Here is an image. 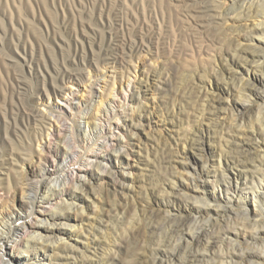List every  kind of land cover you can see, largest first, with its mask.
Instances as JSON below:
<instances>
[{
  "label": "rangeland",
  "instance_id": "rangeland-1",
  "mask_svg": "<svg viewBox=\"0 0 264 264\" xmlns=\"http://www.w3.org/2000/svg\"><path fill=\"white\" fill-rule=\"evenodd\" d=\"M226 4L227 0H0L1 205L11 203L2 193L19 177L20 154L26 147L31 154L38 151L36 141L29 142L38 138L40 126L22 113L61 105V97L52 95V88L59 85L67 86L82 101L93 98L90 102L99 104L112 98V94L107 95L111 87L117 88L118 80L135 74L143 77L140 104L133 107L135 122L139 118L142 122L135 128L139 135L123 137V146L117 149L129 152L123 165L111 163V167L116 153L110 151L107 158L105 151L97 150L108 173L102 181L91 177L97 190L95 201L75 190L81 198L70 209H61L73 213L81 206L83 214L69 223L74 226H62L71 229L75 237L68 239L72 245L68 254L62 247L57 249L52 256L55 264H88V260L94 264H211L199 252L196 256L195 250L201 252V246L182 239L183 233L176 228L186 219L184 211L170 207L168 201L179 199L169 191L176 188L171 189V182L181 180L184 154L199 163L200 153L216 158L217 153L212 156L210 151L215 148L233 161L242 159L244 154L234 140L243 142L240 133L255 125L254 107L238 119L236 110L228 103L219 106L217 100L234 95L216 96L213 92L217 84L234 90L254 84L256 92H264L261 41L256 34L245 39L247 32L252 33L249 28L254 19L237 11L225 13ZM237 37L243 42L236 44ZM140 38L143 45L130 52L129 45ZM243 50L250 56L259 54L255 64L260 63L256 70L260 79L252 82L249 75L228 69L225 53ZM61 73H70L72 82L60 83ZM116 107L119 112L123 109ZM124 109L119 122L129 121L132 109ZM212 112L219 117L208 119ZM217 119L224 121L220 129L215 126ZM240 121L236 128L234 124ZM207 126L211 135H205ZM118 131L113 129L111 141L118 140ZM202 134L205 141L199 144ZM75 151L80 153L82 148ZM217 164H210V169H216ZM242 164L236 161L238 167ZM118 174L124 186L113 193L111 178ZM185 176L183 182L190 187V178L195 175ZM214 210L212 207L211 215L203 221L209 230L203 241L218 239L213 236L216 223L226 216L236 224L241 222L234 215H241L239 209H232V205L221 203ZM228 245L226 239L219 240L217 246L213 242V249L225 251ZM172 248H178L179 254L169 255Z\"/></svg>",
  "mask_w": 264,
  "mask_h": 264
},
{
  "label": "bare ground",
  "instance_id": "bare-ground-1",
  "mask_svg": "<svg viewBox=\"0 0 264 264\" xmlns=\"http://www.w3.org/2000/svg\"><path fill=\"white\" fill-rule=\"evenodd\" d=\"M226 5L225 13L237 11V14L254 19L252 27L249 28L252 33L247 32L245 39L253 38L256 34L255 38L261 41L259 47L261 58L264 59V0H227ZM242 42V37L235 39L236 44ZM142 45L143 38L135 40L129 45V51H136ZM257 56L255 53L250 56L244 50L241 53L227 51L224 55L225 59H228V69L235 68L240 74L249 75L252 82L260 79L256 74L260 64H255ZM126 67L128 70L131 68ZM259 71H263L261 67ZM58 79L60 83L72 82L73 77L70 73H61ZM142 79L143 77L136 78L135 74L133 78L127 76L124 80H118L117 88L111 87L107 95L112 94V98H107L99 104L90 102L93 98L82 101L75 97V93L68 90L67 86L59 85L52 88V95L61 97V105H47L44 110L31 109L25 114L22 113L30 122L40 126L38 138L35 136L29 142L32 145L36 141L38 151L31 154L27 150L28 147L25 148L17 160L20 164L18 179L12 181L9 188L2 193L11 198V203L5 206L0 204V264H55L57 261H53L52 256L59 247L69 253L67 251L72 245L68 239L75 237V234L71 229L62 226H74L75 224L69 223H72L77 215L83 214V210H80L81 206L73 213L62 212L61 209H70L72 203L81 198L75 190L95 201L97 190L91 177L102 181L103 174L108 173L106 166L102 164L101 154H96L98 149L105 151L103 156L107 158L110 151L116 153L110 160V166L111 163L123 165L124 157L129 155V152H120L117 149L123 146V137H137L139 134L135 128L138 124L142 126L140 118L135 122L136 114L133 108L134 103L140 104ZM216 86L214 95H234L230 99L218 97L217 100L219 106L228 103L236 110L239 113L238 119H242L244 111L251 112L255 109V125L239 135L245 140H234V145L241 147L239 150L244 157L233 161L214 148L210 151L212 156L217 153L216 158L209 159L206 155L202 157L203 154L200 153L202 160L198 163L189 160V155L184 154L185 160L180 162L181 180L171 182V189L176 188L174 192L169 191L177 194L179 199L169 198V206L182 208L184 211L186 219L179 221L176 229L183 233V238L180 236V239L186 240L187 243L195 241L196 247L201 246V252L195 250L196 256L199 252L200 256H206L211 264H264V92H256L254 84L235 90L228 85ZM116 106L123 108L122 111H117ZM125 106L132 109L128 117L130 122L127 119L119 122L120 114L125 112ZM212 117H219V114L212 112L207 116L208 119ZM241 124L242 121L234 125L239 128ZM223 125L224 121L217 119L215 126L220 129ZM207 127V131L204 129L205 135H211L208 133L209 126ZM113 129L119 130V133L115 134L118 137L116 142L111 141ZM201 130L203 132V128ZM216 131L218 130H214V133ZM203 141L205 140L202 134L197 142L201 144ZM79 147L82 148L80 153L75 151ZM78 160H82L83 164ZM236 161L243 164L238 167ZM215 162L218 166L211 170L210 164L213 167ZM186 174H190V177L195 175L190 178V187L183 182V179H187ZM122 182L124 179L119 174L112 175L113 193H116L118 187L124 186ZM189 199L193 200V203L189 202ZM211 202L214 203L213 206L210 205ZM221 203L232 205V209H239L241 215L239 212L234 215L241 222L236 224L230 216H226L222 222L216 223L213 236L218 239L203 241V235L209 233V230H205L203 221H207L206 217L211 215V208L215 207L216 212ZM167 211L170 212L171 209L167 208ZM192 220L195 222L193 225L190 223ZM225 239L229 242L225 251L213 249V242L217 246L219 240L223 242ZM169 252L171 256L178 255L179 249L172 248ZM88 264H94V261L88 260Z\"/></svg>",
  "mask_w": 264,
  "mask_h": 264
}]
</instances>
